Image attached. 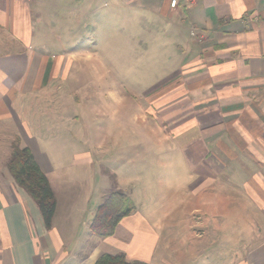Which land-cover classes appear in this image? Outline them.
Instances as JSON below:
<instances>
[{"label": "crops", "instance_id": "crops-1", "mask_svg": "<svg viewBox=\"0 0 264 264\" xmlns=\"http://www.w3.org/2000/svg\"><path fill=\"white\" fill-rule=\"evenodd\" d=\"M46 1L0 0V122L12 112L4 106L11 92L29 94L56 77L69 80L68 67L82 62L77 51L63 50L54 60L46 54L51 37L60 41L46 20L42 7ZM126 1L129 9L139 10L141 31L161 34L163 44L156 47L171 51L161 59L169 57L176 68L165 76L168 87L157 86L155 92V112L168 115L166 126L171 129L159 143L171 144L172 151L181 155L189 194L229 195L219 209L232 207L237 213L227 219L225 214L206 213L203 207L193 209L191 246L185 250L173 245L169 253V236L157 233L144 216L139 217L141 230L123 227L133 211L121 219L111 237L90 234L103 189L89 201L73 195L59 217L56 199L52 225L46 230L37 206L4 166L0 264H69L82 239L91 254L77 264H95L102 254L118 253L129 262L148 264H264L260 228L264 227V0H175V7H169L171 0ZM17 127L13 139L20 138V145L30 149L47 175L48 158L40 155L29 129L19 121ZM211 208L209 204L207 210ZM242 214L257 225L253 228L258 237L250 246L244 245L248 240L242 229L247 223ZM229 221L238 235L234 246L221 229ZM68 222L77 223L79 230H68ZM86 229L89 235L84 234Z\"/></svg>", "mask_w": 264, "mask_h": 264}, {"label": "rangeland", "instance_id": "rangeland-1", "mask_svg": "<svg viewBox=\"0 0 264 264\" xmlns=\"http://www.w3.org/2000/svg\"><path fill=\"white\" fill-rule=\"evenodd\" d=\"M127 2L49 0L42 6L55 38H60H50L46 54L54 60L63 50L77 51L83 59L68 67L69 80L56 77L40 90L11 92L8 101L4 100L5 109L12 112L0 122V171L19 133V121L51 165L46 176L55 192L58 217L65 204L74 200L73 195H84L89 201L103 189V198L121 191L134 207L123 227L141 230L142 215L157 233L169 236V253L173 245L187 250L193 242L188 230L193 209L203 207L206 213L225 214L227 219L237 211L219 209L229 195L189 194L181 155L174 158L178 157L174 147L159 143L171 129L166 126L168 115L155 112V92L157 86L168 87L165 76L176 68L169 57L161 59L163 53L171 54L156 47L163 44L161 34H152V29L148 34L141 31L139 10L129 9ZM209 204L212 208L207 210ZM251 212L255 210L244 214ZM244 214L242 222L247 225L242 237L248 240L244 245L250 246L258 237L253 228L257 225L252 226L251 218ZM229 223L221 229L234 246L238 235ZM67 228L80 227L68 222ZM260 228L264 233V227ZM88 233L86 229L84 234ZM83 244L82 239L69 264L91 254V247Z\"/></svg>", "mask_w": 264, "mask_h": 264}, {"label": "trees", "instance_id": "trees-1", "mask_svg": "<svg viewBox=\"0 0 264 264\" xmlns=\"http://www.w3.org/2000/svg\"><path fill=\"white\" fill-rule=\"evenodd\" d=\"M21 144L16 137L10 145V156L6 163L7 172L19 188L30 197L39 211L46 230H50L55 214L56 198L48 183L46 175L39 169L29 148ZM134 207L130 199L121 191L108 193L98 206L89 225L90 234L100 237H111L122 218L127 217ZM95 264H148L129 262L121 253L102 254Z\"/></svg>", "mask_w": 264, "mask_h": 264}, {"label": "built area", "instance_id": "built-area-1", "mask_svg": "<svg viewBox=\"0 0 264 264\" xmlns=\"http://www.w3.org/2000/svg\"><path fill=\"white\" fill-rule=\"evenodd\" d=\"M175 5H176V1L175 0H171L169 7H175Z\"/></svg>", "mask_w": 264, "mask_h": 264}]
</instances>
